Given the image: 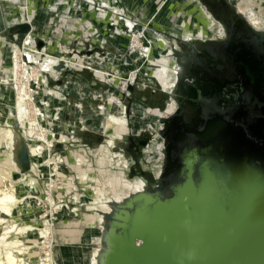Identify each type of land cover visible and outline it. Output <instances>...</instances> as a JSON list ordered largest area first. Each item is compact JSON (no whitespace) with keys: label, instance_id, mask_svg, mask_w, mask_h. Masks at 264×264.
<instances>
[{"label":"bare ground","instance_id":"6f19581e","mask_svg":"<svg viewBox=\"0 0 264 264\" xmlns=\"http://www.w3.org/2000/svg\"><path fill=\"white\" fill-rule=\"evenodd\" d=\"M3 1L9 7L6 14L5 29L23 23L27 24L29 28L24 33L23 39H20V36L19 39L15 36L13 41L7 42L6 38V40L0 38V49H4L1 52L2 54L0 53V114L5 121L4 124L8 126L5 129L0 128V147L2 149V152H0V264H37L38 262L39 264H61L69 256L63 247L59 245L53 247L51 244L52 236H55L51 224L53 214H47L45 210H41L42 201L40 204L37 203L38 200H43L41 199L42 192L44 188L49 190L51 183L48 184V187H42L33 175H41L42 172L47 171V167L51 168L52 164L57 170L60 168L61 162L69 163L71 160L63 153L51 156L56 144L64 142L62 138L67 139L62 133L58 134L55 130L56 126H52V124L64 121L65 100L67 99L64 92L73 85L71 79L74 76L70 74L63 85L55 84V82L63 79V72L68 69L67 66L74 71L86 67L83 63L86 59L88 61L89 57L81 58L77 54L70 58L67 56L66 49L62 48L59 50L61 54L57 55L52 41H48L47 46L39 51L36 48L37 43H39V34L35 31L37 28L41 29V24L40 20H36L33 15L34 8L38 6V3H33L31 0ZM79 1L91 7L89 10L93 9L97 3L96 0ZM98 1V16L101 20H108L104 22V28L114 38L110 43L113 44L111 50L115 53L111 52L107 57L110 59L108 63L111 73L96 69L95 74L103 80L106 79V76L112 77L113 81L117 78V81H121L123 84L125 94L129 91L127 89L141 75L138 71L144 75H151L154 69H157L155 73L165 84L166 90L169 91L176 76V58L171 45L173 44L178 49L182 41L195 37L209 38L219 33V25L215 22L216 20L214 21L207 9L196 0L197 11L194 12L199 14L202 20L195 23L193 27H189V21L185 18L182 21L177 20L178 22H167L164 18L166 13L162 10V7L164 9L165 6L154 8L146 2L140 5L138 2L135 4L133 0ZM144 1L153 3V6L157 3L156 0ZM242 2L246 3L245 7L242 6L244 4ZM73 4V0H62L61 9L54 8V11H58L60 15L59 21L62 25L71 28L72 35L73 29H75L74 26L76 24L81 25L79 18L75 19L70 16L73 10L71 5ZM255 4L256 0H236L235 5L252 28L260 29L256 23L261 22L264 25V18L262 17L264 11L261 10L260 13H257L254 8ZM50 6H52V3ZM50 10H53V8ZM147 11H150V13ZM89 13L90 15L97 14V11ZM182 24L187 25V30L186 28L184 30ZM260 30L264 31V28ZM116 48H118L117 51H115ZM26 57L28 60H26ZM105 58L100 54L97 56L100 61L105 60ZM64 62H66V66ZM61 64L65 66V69L59 70L62 68ZM38 66L40 70H38ZM128 71L129 73L126 75L125 72ZM22 78H25L26 82H22ZM34 82L38 83L39 90L35 89L36 94L32 96L28 94L26 88L28 83H30V86H34ZM52 83L55 84L56 90ZM15 85L16 88L19 87L18 97L15 94ZM7 96L9 100L5 98ZM26 96L29 97V103L32 98L33 104L31 106L28 105ZM137 104L135 103L132 108V120L141 114V110H144L143 107H139ZM175 104V100L171 97V100L168 101V110L165 113H158L153 110L154 113H158L156 117L158 129L154 144L148 145V148L154 154L158 149L159 154L162 156V137L159 134L161 123L158 120L172 112ZM59 105L62 107H59ZM128 109L127 99L123 102H116L110 98L109 106L102 113L101 118L104 119V125L101 128L108 132L110 127H114V136L111 133L109 134L108 145H106L105 150L114 148L116 139L124 138L131 131V129L129 130ZM46 122L48 123L45 124ZM140 127H134L132 131L138 133ZM17 128L24 139L23 144L20 143V138L15 130ZM20 144L22 147L26 144L29 157L33 161L29 166L31 174H27L28 171L24 172L20 169L27 170L25 166L22 167L17 154ZM108 162L109 164L128 163L127 159L123 158L121 154L115 153L113 160ZM81 164L78 163L77 166ZM128 184L133 186V191H138L141 189L142 183L139 179L135 183ZM128 194L125 192L118 193L115 198L125 197ZM97 205H99L98 208L105 211L108 209V200H98ZM91 206H94V204ZM39 213L42 214L39 217L41 219L51 216L50 219L43 222L45 227L38 221L37 215ZM42 250H44L45 257L40 253Z\"/></svg>","mask_w":264,"mask_h":264},{"label":"water","instance_id":"95a60500","mask_svg":"<svg viewBox=\"0 0 264 264\" xmlns=\"http://www.w3.org/2000/svg\"><path fill=\"white\" fill-rule=\"evenodd\" d=\"M199 1L221 25L223 10L232 7L240 28L252 30L236 0ZM28 28L23 23L7 33L23 39ZM1 32L6 29L0 7ZM255 46L245 52L253 69L248 77L254 79V96L264 101V76L253 74L262 70L260 62L250 57L264 49ZM226 116L206 122L182 163L168 153L164 132L172 117H161L159 176L155 183L142 177L141 189L108 201L100 212L93 264H264V106L231 105Z\"/></svg>","mask_w":264,"mask_h":264},{"label":"rangeland","instance_id":"374dc122","mask_svg":"<svg viewBox=\"0 0 264 264\" xmlns=\"http://www.w3.org/2000/svg\"><path fill=\"white\" fill-rule=\"evenodd\" d=\"M2 1L0 0V7L4 23L6 24V14L9 7ZM31 1L38 3V6L34 8L33 15L36 20H40L41 24V29L37 28L35 31L39 34V43L36 45L39 51L47 46L48 41H52L53 46L56 48L55 54L57 55L61 54L59 50L62 48L66 49L67 56L70 58L77 54L81 58L89 57L88 61L86 59L83 63L86 67L74 71L67 66L68 69L63 72V79L55 82V84L63 85L70 74L74 76L71 79L73 85L64 92L67 98L65 100L64 121L52 124V126H56L55 130H57V133H62L67 139L62 138L64 142L56 144L51 156L63 153L71 160L69 163L61 162L62 164L59 165L60 168L57 170L52 164L51 168L47 167V171L42 172L41 175H33L42 187H48V184L51 183L49 190L44 188L42 192L41 199L43 200H38L37 203L40 204L42 201L41 210H45L47 214L52 213V218L47 216L41 219L39 217L42 214L39 213L37 215L38 221L45 227L43 222L51 218L53 232H55V236H52L51 244L53 247L58 245L63 247L69 256L61 264H93V255L100 246V212L103 211V209L98 208L97 201L102 199L103 201H109L115 198L118 193H131L133 192V186L128 183H135L136 180H142V177L152 179L159 172L158 168L162 156L159 154L158 149L154 154L148 148V145L154 144V139L157 135V114L165 113L168 110V101L171 100V97L169 99L165 84L155 73L157 69H154L151 75H144L138 71L141 75L127 89L129 91L126 94L122 87L123 84L121 81L118 82L117 78L113 81L112 77L106 76V79L103 80L95 74L96 69L111 73L108 63L110 59L107 57L111 52L115 53L111 50L113 44L110 43L114 38L104 28V22L108 20H101L98 16V0H96L97 3L91 10H89L91 7L83 4L82 1L73 0L74 4L71 5L73 10L70 16L81 20V25L76 24L74 26L73 35L71 28L64 24L62 25L59 21L60 15L58 11H54V8L61 9L62 0ZM133 1H135V4L138 2L139 5L146 2V4L154 8L165 6L164 9L162 7V10L166 13L164 18H166L167 22H178L177 20L182 21L185 18L189 21V27H193L195 23L202 20L199 14L194 12L197 11L195 0H162V2H160L161 0H156L157 3L154 6L153 3L151 4L144 0ZM196 1L199 2L198 0ZM51 3L52 6H50ZM245 5L246 3L242 4L243 7ZM52 8L53 10H50ZM254 8L257 13H260L261 10L264 11V0H256ZM92 11H97V14L90 15L89 12ZM150 11L147 12L150 13ZM262 14L264 18V13ZM161 18L163 19V17ZM256 25L260 29L264 28L261 22H257ZM182 26L184 30L185 28L187 30L186 24H182ZM7 32L8 29L6 32L0 33V38H6L7 42L13 41L15 36L19 39L17 32H13V34ZM117 50L118 48L115 51ZM3 51L4 49H0V53ZM98 54L106 57L105 60L100 61V59H97ZM26 60H28L27 57ZM64 65L66 66V62H64ZM64 65L59 70L65 69ZM38 70H40V67ZM128 73L129 71L125 72L126 75ZM52 84L54 87L55 84ZM34 86L36 90H39L38 83L34 82ZM126 96L128 97L126 98ZM5 98L9 100L8 96ZM110 98L116 102H123V100L127 99L129 130L131 129V131L124 138H117L114 148L105 150L106 145H108L109 134L111 133L114 136V127H110L108 132L101 128L104 125V119L101 118L102 113L109 106ZM135 103H138L137 105L143 107L144 110H141V114L132 120V108ZM59 107L62 106L59 105ZM153 110L158 113H154ZM159 120L158 122L160 123ZM4 123L5 121L0 114V128H8ZM138 126H141L140 132L132 131L134 127ZM15 130L20 138V143L23 144L24 139L18 128ZM143 139H147L148 142L145 146L140 145V141ZM21 144L20 147L18 146L19 151L17 154L22 167L25 166L27 170L20 169L24 172L28 171L27 174H31L29 166L33 161L29 157L26 144L23 147ZM0 152H2L1 147ZM114 153L121 154L123 158L127 159L128 163L109 164L108 161L113 160ZM78 163L82 164L77 166ZM93 204L94 206H91ZM46 251L48 250L46 249ZM40 253L45 257L44 250Z\"/></svg>","mask_w":264,"mask_h":264},{"label":"flooded vegetation","instance_id":"af4514ba","mask_svg":"<svg viewBox=\"0 0 264 264\" xmlns=\"http://www.w3.org/2000/svg\"><path fill=\"white\" fill-rule=\"evenodd\" d=\"M231 8L223 10L224 15H220L223 19L222 25L214 19L219 25L217 35L185 40L182 41L180 48H175L178 54L174 52L176 76L172 86L175 83L176 86L173 90L171 86L167 94L176 104L172 112L164 115L172 117L164 134L171 145L168 153L170 152L173 159L179 163H182V157L192 150V145L199 144L197 133L203 130L208 120L217 115L229 119L226 115L231 105L264 106V101L254 96V79L248 77L253 69L251 61L247 62L245 53L252 52L256 44L264 49V31L259 32L262 30L255 27L249 31L241 29V24ZM250 57L257 59L262 69L253 73L254 78L261 73L264 76V50ZM260 87L264 93V82ZM164 142L165 139L162 137V147ZM163 159L162 153L159 171L163 166ZM158 176L159 172L152 179L144 178L155 183Z\"/></svg>","mask_w":264,"mask_h":264},{"label":"built area","instance_id":"2783aa9c","mask_svg":"<svg viewBox=\"0 0 264 264\" xmlns=\"http://www.w3.org/2000/svg\"><path fill=\"white\" fill-rule=\"evenodd\" d=\"M22 82H26L25 78H22ZM14 89L16 91L15 94L18 97L19 87L17 86V88H16V85H15ZM26 91H28V94H30L32 96H34L36 94L35 87L34 86H30V83L27 84ZM26 99H27L28 105L31 106V104H33L32 98L30 99V103H29V97L28 96H26Z\"/></svg>","mask_w":264,"mask_h":264}]
</instances>
